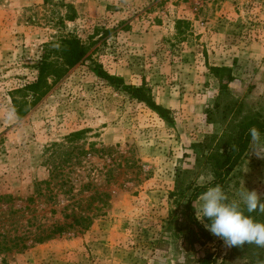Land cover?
<instances>
[{"label":"rangeland","instance_id":"374dc122","mask_svg":"<svg viewBox=\"0 0 264 264\" xmlns=\"http://www.w3.org/2000/svg\"><path fill=\"white\" fill-rule=\"evenodd\" d=\"M61 2L76 12L63 27ZM61 33L91 59L17 118L13 91L35 81L42 44ZM94 63L150 88L172 123L98 78ZM247 120L264 122V0H0V209H16L12 231L65 226L0 264H200L208 253L216 264H264L254 244L203 243L174 194L176 179L209 181L202 154L224 150ZM252 148L221 186L230 199L243 187L264 192V159Z\"/></svg>","mask_w":264,"mask_h":264},{"label":"trees","instance_id":"16d2710c","mask_svg":"<svg viewBox=\"0 0 264 264\" xmlns=\"http://www.w3.org/2000/svg\"><path fill=\"white\" fill-rule=\"evenodd\" d=\"M43 1L47 4L51 0ZM61 5L66 9V13L64 16L57 18L56 23L59 24V27L64 26L65 20L72 21L76 17L75 9L71 4L61 2ZM177 23L179 24L180 21ZM90 59L91 57L90 54H88L87 46L76 36L61 33L54 39L44 42L41 48L40 59L34 67L37 71L35 81L30 84H25L23 87L13 91V93L21 94L20 97H15L13 94L11 96L12 105L17 118H22L29 111L30 107L43 97L52 85L61 79L69 69ZM92 69L98 78L109 85L125 91L130 97L144 103L148 108L155 111L162 119L168 123H172L173 119L170 116V110L154 100L150 88L145 85L134 86L127 84L121 76L109 74L97 63L93 64ZM217 70L218 68H215V71ZM251 127H256L260 130V133H264V122H258L256 120L244 121L241 123L236 136L231 139L229 145L224 150H220V144H216L218 146L217 148H209L205 150V154H202L203 159L209 163L210 172L212 177H214L210 183L209 181L205 184L189 183L186 186H182V182L176 179L174 194L184 199L187 221L197 229L203 243L212 240L213 236L205 229L203 224L196 219L192 206L193 201L206 191L208 187L217 184L222 186L224 184L247 150L251 139L248 130ZM83 133L84 130L72 132L65 136V140L71 143L73 140L80 138ZM57 168L58 167L55 166L50 170V177L48 180L36 183V196L45 195L47 190H49V184L57 178ZM42 184H45V188L42 187ZM48 196H52L51 191L48 192ZM2 201V197H0V203ZM29 201H33V196H30ZM15 214L16 209L8 211L0 209V254L12 251H23L28 248L31 243H39L53 235L61 234L65 228L62 224H54L51 226V229L36 230L33 234L17 232L16 229L12 231L11 228L7 226L13 224L10 222L13 221L11 219ZM246 215H250L257 222H260L262 219L259 212L250 214L246 212ZM88 220V216L74 217V222L76 224H81V221L86 222ZM8 222L9 224H7ZM205 223H210V221L205 218ZM216 262L217 254L208 253L202 258L200 264H216Z\"/></svg>","mask_w":264,"mask_h":264},{"label":"clouds","instance_id":"9594fccd","mask_svg":"<svg viewBox=\"0 0 264 264\" xmlns=\"http://www.w3.org/2000/svg\"><path fill=\"white\" fill-rule=\"evenodd\" d=\"M253 145L251 153L264 159V138L260 130L251 127L248 130ZM214 179L209 175V183ZM196 219L203 224L212 235L223 240L227 247H243L254 244L264 248V223L255 221L247 213L264 214V192L243 187L237 190L234 198L219 185L208 187L193 201ZM207 218L210 223H205Z\"/></svg>","mask_w":264,"mask_h":264}]
</instances>
